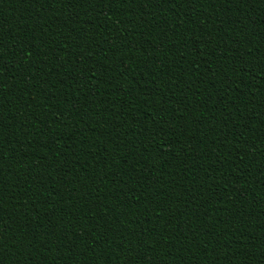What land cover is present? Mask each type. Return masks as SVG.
<instances>
[{
    "label": "trees",
    "instance_id": "16d2710c",
    "mask_svg": "<svg viewBox=\"0 0 264 264\" xmlns=\"http://www.w3.org/2000/svg\"><path fill=\"white\" fill-rule=\"evenodd\" d=\"M0 264H264V0H0Z\"/></svg>",
    "mask_w": 264,
    "mask_h": 264
}]
</instances>
